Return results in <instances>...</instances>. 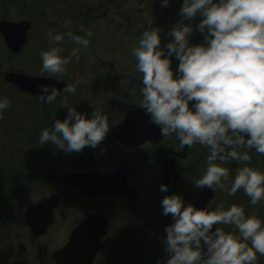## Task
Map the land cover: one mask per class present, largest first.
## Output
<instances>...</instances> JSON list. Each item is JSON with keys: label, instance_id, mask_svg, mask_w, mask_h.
<instances>
[{"label": "flooded vegetation", "instance_id": "af4514ba", "mask_svg": "<svg viewBox=\"0 0 264 264\" xmlns=\"http://www.w3.org/2000/svg\"><path fill=\"white\" fill-rule=\"evenodd\" d=\"M69 2L76 4L71 10L67 7ZM129 4V0L118 4L117 0H0V22L29 25L25 42L17 53L6 47L0 34V96L10 100L0 120V264H165L164 229L172 218L171 214H163L160 201L172 193L181 194L186 203L194 206L204 202L203 207L209 210L218 203L225 207L233 203L242 205L246 214H256L264 221V201L250 205L243 190L228 196L226 191L215 187L212 190L207 186L195 187V180L206 168V148L198 144L181 148L174 134L132 146L113 139V128L127 113L142 107L141 103L120 118L115 101L89 100L86 109L101 106L98 109L110 123V131L95 149L86 146L80 152L66 154L54 145L40 146L42 129L51 128L53 119L63 120L65 116H48L52 103L45 104L37 95L20 92L5 81V75L52 78L66 85L68 71L65 82L41 72V62L36 61L41 48L48 46L46 32L67 20L56 22L54 10L77 13V22L73 24L78 29L80 25L87 30L102 29L104 39L116 44L118 38L120 43L129 39L124 35L132 24V11L125 10ZM24 62L29 69L23 71L20 66ZM110 71L117 77V70L110 68ZM122 72L123 81L133 85L135 91L131 101L126 97L125 102L132 105V97L141 101V74L132 69ZM251 157L248 165L264 171V156L252 152ZM172 165L174 182L165 183L171 178ZM226 166L231 176L241 164L230 161ZM118 170L123 172L105 193H87L86 188L76 190L64 179L69 174L107 177ZM161 183L168 186L167 192L159 190ZM215 227L231 230L229 225H214L213 230ZM257 255L264 264V255Z\"/></svg>", "mask_w": 264, "mask_h": 264}, {"label": "clouds", "instance_id": "9594fccd", "mask_svg": "<svg viewBox=\"0 0 264 264\" xmlns=\"http://www.w3.org/2000/svg\"><path fill=\"white\" fill-rule=\"evenodd\" d=\"M160 3L167 6L169 0ZM178 13L163 46L160 27L150 25L131 48L141 74L142 109L161 136L174 134L181 148L198 144L207 149L197 189L215 187L228 196L243 190L249 204L257 205L264 201V171L247 162L252 152L264 156V0H181ZM195 17L200 19L193 25ZM70 23L63 22V32H46L41 72L63 75L88 49L92 31L80 25L73 32ZM194 30L203 34L202 42L190 43ZM65 43L74 45L66 54ZM172 59L178 61L175 72ZM78 83L62 89L39 84L37 99L51 104L61 92L74 94ZM9 106L8 97L0 96V120ZM61 107L67 108L65 117L42 129L40 146L54 145L66 154L86 146L95 149L110 131L109 118L100 109L86 116L66 102ZM230 161L241 164L231 176ZM159 190L167 192L168 186L161 183ZM160 204L172 218L164 229L165 264H257V254L264 255V221L246 214L242 205L197 208L178 193L163 196ZM214 225L231 230H213Z\"/></svg>", "mask_w": 264, "mask_h": 264}, {"label": "rangeland", "instance_id": "374dc122", "mask_svg": "<svg viewBox=\"0 0 264 264\" xmlns=\"http://www.w3.org/2000/svg\"><path fill=\"white\" fill-rule=\"evenodd\" d=\"M131 10L132 12H136L137 10H143L144 6L136 4V2H132L129 5L126 6L125 10ZM150 10L149 8H147ZM152 10V9H151ZM152 12V11H150ZM141 13V16L144 20H146V23L151 24L152 19H147V16L149 14ZM159 20V19H158ZM156 26L159 27L157 24ZM99 28H102L100 26ZM160 37L163 44L167 43L169 41L170 36L166 33L169 31L164 28V25L162 28H160ZM94 32L95 37V43L93 46H90L87 50H82L80 52V58L82 60V67L75 68L74 72H69L70 74V82L73 83L75 81H79L77 85V89L84 88L85 90H92L93 92H96L100 95V99L98 101H101V103L107 99L115 101V105L117 106L118 110L120 111V118L125 114V112L128 109L134 108L136 103H140V100L138 98L132 97V105L128 104V101H126V97H128L127 100L131 101V95L135 91H132V86L128 81H123L122 76L124 73L122 71L125 70H136L135 69V59L132 56L131 52L123 51L121 47V43L119 42V38L117 39L116 44H111L108 40L104 39V35L102 32V29H94L92 28ZM197 35V42H202V33L196 32ZM115 62V65H113ZM110 68H113L114 70H117L116 76H113L114 73L110 71ZM173 71L175 72L176 67H172ZM95 70H103L101 72H96ZM117 78V81L115 80ZM126 78V77H124ZM127 80V78H126ZM92 92V93H93ZM112 95L114 96L113 99ZM66 103L69 104V102H76L75 97L72 96H66ZM105 98V99H101ZM138 99V100H136ZM97 100V98H95ZM112 101V103H113ZM138 101V102H137ZM134 103V104H133ZM131 105V106H130ZM101 108V106H97L96 109ZM119 118V119H120ZM261 259H258L257 255V263H260ZM262 262H264V257L262 259ZM262 264V263H260Z\"/></svg>", "mask_w": 264, "mask_h": 264}, {"label": "water", "instance_id": "95a60500", "mask_svg": "<svg viewBox=\"0 0 264 264\" xmlns=\"http://www.w3.org/2000/svg\"><path fill=\"white\" fill-rule=\"evenodd\" d=\"M28 29L29 25L25 22H19L17 24H11L6 21L0 22V34L4 37L6 47L12 53H17L21 50L25 42V36ZM5 81L16 86L20 92L27 93L32 96H38L39 89L37 88V85L39 84H54L58 89H62L65 86L64 83L57 82L52 78H28L16 73L5 75ZM111 136L124 146L136 145L145 140L155 139L153 141H156V139H160L162 137L160 130L157 129L155 124L150 122L149 116L145 113L142 107H138L127 113L124 120L113 128ZM118 171L115 175L107 177H101L94 174H69L65 176L64 179L68 181L69 185L76 190L84 191L86 188V190H89L87 193H103L105 189L109 188L114 180H116V178L121 174L120 172L122 170ZM174 179L175 173L172 165L171 178L168 177L165 183H173ZM124 180L125 176H123V181ZM110 181L111 184L108 186L107 183ZM110 189L111 187L109 190ZM203 197L204 194L202 195V198ZM207 197H209V195H207ZM203 205L204 202L200 205H196L195 207L203 208Z\"/></svg>", "mask_w": 264, "mask_h": 264}, {"label": "trees", "instance_id": "16d2710c", "mask_svg": "<svg viewBox=\"0 0 264 264\" xmlns=\"http://www.w3.org/2000/svg\"><path fill=\"white\" fill-rule=\"evenodd\" d=\"M123 1L124 0H117V4L121 3ZM129 1H130V3L136 2V4L143 5L144 9L143 10L139 9L136 12L131 13V15H132V17H131V23H132L131 28L129 29V31H126V33L124 34V35L129 36V39L127 41L124 39L123 42H121V44H120L123 51L131 52L132 46L137 42L141 33L145 29H147L150 25H153L155 27L158 24L160 28H162L164 25V28L167 30V28L170 29L179 19L178 10H179V7L181 5V0H169V3L167 6H162L160 3V0H129ZM75 6H76V4L71 3V2H69V4L67 5L68 10L73 9ZM147 8H149L150 10H148ZM143 11H144V14H148L150 11H152V12H150L152 14H149L147 16V19H149V20L152 19L151 24L146 23V20H144L141 16H139V15H141V13H143ZM36 15L40 16L42 14L37 13ZM119 15H120V12H118V16ZM53 16H54V20L56 22H62L65 20V18L67 20H70L71 23H70L69 27L73 30V32L78 33L79 29L74 25L75 22H77V13H75V12L59 13V12H56L54 10ZM63 18H64V20H63ZM199 19H200V17H195L192 21L193 25L198 23ZM64 30L65 29H63L60 26V27L54 29L53 31L63 32ZM125 30H127V28ZM196 32L197 31L194 30L192 36L190 37V43H196L197 42ZM166 33L168 34V32H166ZM170 39H171V37L169 38V40ZM202 40H203V35H202ZM162 41H164V40H162ZM162 41H161V46H163ZM94 43L95 42H93V37H91L89 47L93 46ZM73 46L74 45H72V44L65 43V45H64L65 54L67 53V50ZM46 49L47 48H45V49L43 47L41 48V50L38 52L36 61L41 62L39 54L42 50H46ZM82 64L83 63H82L81 58H80L79 62H75V61L70 62L69 65L67 66V71L74 72L75 68H78V67L83 68ZM177 64H178V61L175 59H172L171 67H177ZM20 69L24 71L26 69H29V66L26 62H24L20 66ZM67 74H68V82H67L66 74L52 75V77H54L56 79L64 80L65 82H67V84H69V83H71L69 80L70 74H69V72ZM79 88L80 89H77L74 94L63 93L57 101L53 102L51 105V112H49L48 116H54L53 118H58V117L62 118L63 116H65L67 113V108L65 110H62V108H64V107H61V102L62 101L66 102V101H64L65 96H72V95L75 97L76 102H69V104L67 103V105L68 106H74L77 111L84 112L86 114V116L90 115V113L93 110L92 109L91 110L86 109V104H88L89 100H95V98H97V100L100 99V95L97 94L96 92H93L92 90H88V89L85 90L84 88H81V87H79ZM113 97L114 96L112 95L111 99H113ZM101 99H105V98H101Z\"/></svg>", "mask_w": 264, "mask_h": 264}]
</instances>
